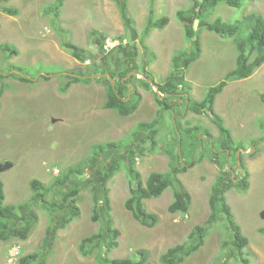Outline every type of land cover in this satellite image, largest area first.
Instances as JSON below:
<instances>
[{
  "label": "rangeland",
  "instance_id": "obj_1",
  "mask_svg": "<svg viewBox=\"0 0 264 264\" xmlns=\"http://www.w3.org/2000/svg\"><path fill=\"white\" fill-rule=\"evenodd\" d=\"M53 1L0 2V45L10 43L19 52L17 55L5 52L0 46V70L5 73L16 70L37 80L35 84L24 83L9 76L5 79L8 87L1 98L0 164L6 161L13 164L0 171L6 203L32 201L34 214L25 221L31 226L27 239L14 237L1 241L0 264H12L10 249L14 246L20 249L19 257L41 252L39 262L32 264H99L93 256L85 257L79 250L81 239L97 232L103 225L102 220H92L93 186L96 185L102 192L110 159L114 155L122 162L126 160L122 151L132 140L127 134L129 130L137 122L149 121L156 116L157 102L153 88L148 81L138 78L140 76L131 77L142 95L141 104L133 114L124 115L104 107L108 97L105 79L91 77L89 83H74L76 85L70 87L67 93H61L60 84L70 82L64 74L79 70L84 72L95 66L115 72L135 70L141 76L146 74L161 83L171 72L173 54L181 49L193 48L185 39L183 25L176 15L179 9L190 7L192 0H155L153 3L150 0H120V3L115 0H65L59 16L54 10L47 11L48 4ZM124 3L127 8L122 7ZM2 5L17 7L19 15L4 13ZM151 7L154 18L168 16L169 22L162 29L149 30L145 36ZM250 10L264 16V0H248L242 10L226 3L220 4L208 19L213 21L222 17L235 22L243 16V12ZM63 29L67 32L64 33ZM198 31L202 55L189 69L179 73L177 81L183 92H189L190 98L200 101L208 89L217 85L235 66L236 50L231 37L204 28ZM64 35L82 48L84 62L61 46ZM107 40L119 41L121 45L106 54L104 44ZM44 74L51 75V80L39 78ZM263 94L264 64L251 76L230 82L215 99V110L231 129L236 144L240 145L238 152L244 151L245 168L250 171L247 192L242 191L237 180L235 185H231V177L239 172L238 166L233 165V157L230 158L233 171L229 164L219 169L207 146L203 160L180 174L192 195L189 212L168 211L173 199V189L168 188L160 197L145 201L147 208L160 216L157 225L147 227L126 209L129 178L124 171H119L106 184L110 191L114 226L121 231L120 245L111 252V257H135L138 249L145 248L151 253L150 263L161 264L160 255L168 247L185 240L193 226L206 221L210 213L208 199L211 186L221 174L223 186H229L226 193L228 202L249 238V245L244 251L251 260L250 264H264V232L260 231L264 228ZM172 100L179 104L180 112H184L178 117L184 126L199 125L213 138L219 134L208 113L197 114L186 110V94L177 95ZM175 132L173 118L166 113L154 148L147 141L146 131L134 136L135 144L147 147L146 155L137 161L144 177L152 171L165 172L169 169V156L162 151ZM119 138H124L127 144L108 150L85 173L73 175L68 181V184L83 188L76 199L80 213L66 225H61L73 208L70 204L67 208L58 205L65 187L54 186L56 178L80 160V163L84 161L87 164L86 158L90 157L93 144ZM34 178L46 188L52 186L41 189L44 191V202L32 199L35 193L31 182ZM22 223L13 220L11 226ZM231 232L225 219L214 224L204 246L181 264H239L237 257L240 251L235 246L228 250L221 247L224 240L230 239Z\"/></svg>",
  "mask_w": 264,
  "mask_h": 264
},
{
  "label": "trees",
  "instance_id": "obj_2",
  "mask_svg": "<svg viewBox=\"0 0 264 264\" xmlns=\"http://www.w3.org/2000/svg\"><path fill=\"white\" fill-rule=\"evenodd\" d=\"M9 1L10 0H0V2L4 3ZM115 1L120 3V0ZM150 1L153 3L155 0ZM247 1L248 0H192L193 3L190 7L179 9L176 12L178 20L183 25L185 39L193 48L190 50L187 48L181 49L173 54L171 58L172 69L170 74L164 82L156 83L161 94L153 91L158 105L156 116L149 121L138 122L129 132V140L141 131L148 132L151 145L155 147L159 128L166 120V113H169L171 118L175 117V124L173 121V125L176 127V132L169 143L164 146V151H162L169 156V169L165 172L152 171L144 178L137 168V157L145 155L147 151L144 146L138 148H125L127 160L124 163L118 156H113L110 159L102 182V196L99 195L98 187L96 185L93 186L94 212L92 214V220H102L103 225L97 232L81 239L79 250L83 256H93L99 264H152L150 263L151 253L145 248L138 249L135 252V257L110 256L111 252L119 246L121 231L114 226V220L111 214V198L109 196V188L106 184L117 171L123 167L129 176V196L125 201V207L131 211L136 220L147 227H154L159 222L160 216L157 212L147 208L145 200L160 197L164 191L170 187L173 188L174 192L173 199L168 205V211L170 213L183 214L189 212L192 204V196L180 179L179 174L188 171L198 162L202 161L203 153L207 146L213 154L214 161L219 169H222L227 163L228 157H233L234 165L237 164L239 159L241 160V165L238 167L239 172L230 180L231 185H234V182L238 180V185L241 186L242 191L247 192L250 186V172L245 168L243 154L241 153L240 156L237 155L240 145L236 144V140L229 127L225 125L223 118L215 112L214 104L216 96L224 90L228 83L251 76L264 63V16L256 10H250L244 12L243 16L235 22L227 21L222 17H216L213 21L208 19L209 16L215 13L216 7L221 3H227L231 6L243 9ZM63 4L64 0H55L48 4L47 11L54 10L55 15L59 16ZM122 7L127 8V4L124 3ZM1 10L13 16H17L20 13L17 7L9 5H2ZM150 11V21L144 31L145 36L148 34L149 30L162 29L169 22L168 16L154 18L153 7L150 8ZM196 24L198 25V29L196 28ZM202 28L222 36L231 37L236 50L235 66L227 71L224 78L217 85L210 87L206 96L201 101L188 98L187 110H191L197 114L207 112L216 123L219 136L216 140H213L214 143L212 144L209 140L211 137L209 139L204 137L205 134L209 135V132L204 131L201 126L194 125L185 127L179 121L178 117L182 115L180 106L177 102L172 100L173 97L185 93L181 88V84L177 81L179 73L189 69L190 66L201 57L202 43L198 30H202ZM63 30L64 33L67 32V30ZM0 46L5 52L16 55L19 53L17 48L10 43H1ZM61 46L69 49L71 54L80 61H85L82 48L65 35L64 39L61 38ZM99 73L109 74V76L99 78L107 81L108 97L104 103V107L116 109L119 113L124 115H131L136 112L141 104L142 95L137 88H133L130 94L129 83H131L132 77L125 78L128 72H115L112 69L100 70L98 67L94 66L87 68L84 72L79 70L74 75L66 74L65 77L68 78L70 82L68 84H61L59 89L62 93H66L72 83L90 82L92 78L85 76L86 74L92 75ZM9 76L18 78L25 83H36L33 78L20 72L5 73L0 70V111L2 107L1 98L8 87L5 79ZM42 77L44 79H49V76L46 75ZM121 146H125V141L117 140L93 144L91 155L89 158H86L87 164H85L84 161L80 163V160L56 178L55 184L53 185L60 188L65 187V190L61 192L63 197L58 205L61 208H67V204H70L73 208L68 219L61 225H66L80 213V209L76 204V199L83 188L81 185L68 184V181L73 175L85 173V171L92 167L95 161L99 160L100 156L105 154L109 149ZM201 146H203V148L198 151ZM196 153H198L197 156H195ZM31 185L35 193L32 199H42V202H44V191L42 190L50 189L52 186L46 188L40 180L36 178L32 180ZM228 187L229 186H223V176L219 174L211 186L208 200L210 213L206 221L193 226L185 240L168 247L160 255L159 260L161 264L183 263L187 258L198 252L204 246L211 227L223 219L227 221L228 227L232 232L230 239L222 242V249L228 250L229 247L235 246L240 251V255L237 257L239 264L251 263L250 258L244 251L249 245V238L244 234L227 200L226 192L229 189ZM31 206L32 201H23L19 204L6 203L4 182L0 178V242L14 237L22 240L28 238L31 232V226L25 224V221L34 214V210L31 209ZM13 220L23 223L16 227H12L11 224ZM260 231L264 232V228H261ZM40 255L41 252L25 254L20 257L18 264L39 262ZM214 264L220 263L216 262ZM225 264L228 263L226 262Z\"/></svg>",
  "mask_w": 264,
  "mask_h": 264
},
{
  "label": "clouds",
  "instance_id": "obj_3",
  "mask_svg": "<svg viewBox=\"0 0 264 264\" xmlns=\"http://www.w3.org/2000/svg\"><path fill=\"white\" fill-rule=\"evenodd\" d=\"M65 1V0H64ZM221 4H223V3H221ZM227 4V3H226ZM229 5V4H228ZM218 6H220V4L218 5ZM218 6L216 7V9L218 8ZM231 6V5H230ZM216 9H215V11H216ZM241 10H242V8H241ZM244 13V12H243ZM224 19V18H223ZM228 21V20H227ZM222 36V35H221ZM231 40L233 41V39L231 38ZM112 42V43H114L115 45L111 48V49H109V50H106V48H105V44L107 43V42ZM106 43L104 44V52L107 54L108 52H110V51H112V50H114L116 47H118L119 45H121V43L119 42V41H114V40H107L106 41ZM202 43V42H201ZM234 46H235V44H234ZM202 55V54H201ZM235 56H236V54H235ZM76 58V57H75ZM77 59V58H76ZM79 60V59H78ZM82 62H84V61H82ZM264 64V63H263ZM262 64V65H263ZM260 68V67H259ZM11 71V70H10ZM132 71H134L135 73H139L138 71H135V70H132ZM132 71H130V72H128V74L129 73H131ZM13 72H17L16 70L15 71H12L11 73H13ZM71 72V71H70ZM7 73H9V72H7ZM74 73V72H73ZM72 73V74H73ZM135 73H133L132 75L133 76H135L136 77V74ZM67 74H70V73H67ZM74 74H76V73H74ZM73 74V75H74ZM99 74H104V75H102V76H95V75H97V74H92V75H85V76H87V77H98V79L99 78H101V77H104V76H109V74L108 73H99ZM128 74H127V76H128ZM45 75V74H44ZM44 75H42V76H44ZM66 74H64V76H65ZM131 75V76H132ZM42 76H39V78L41 77V78H43ZM46 76H48V75H46ZM125 77V78H130V77ZM145 76L147 77V78H150V79H152L153 81H154V83H155V85H156V83H159V82H157L156 80H154L152 77H149V76H147L146 74H145ZM138 78H141V80H144V81H148L147 79H144V78H142V77H138ZM245 79V78H244ZM46 80H51V75H49V79H46ZM241 80V79H240ZM21 81V80H20ZM35 81H37V80H35ZM235 81V80H234ZM112 82H113V80H112ZM149 82V81H148ZM25 83V82H24ZM78 83H80V82H78ZM82 83H89V82H82ZM33 84H35V83H33ZM62 84V83H61ZM60 84V85H61ZM74 83H72V85H73ZM130 84V94H131V91H132V89L133 88H135V86H134V84L132 83V81H131V83H129ZM149 84H150V86H152L151 85V83L149 82ZM229 84V83H228ZM63 85V84H62ZM72 85H70V87L72 86ZM131 85L133 86L132 88H131ZM157 86V85H156ZM70 87H69V89H70ZM152 88H153V86H152ZM68 89V90H69ZM159 89V88H158ZM225 89V88H224ZM153 91H155L154 90V88L152 89ZM160 91V90H159ZM61 92V91H60ZM68 92V91H67ZM66 92V93H67ZM156 92V91H155ZM62 93V92H61ZM158 93V92H157ZM189 92H185V93H183V94H186V97H187V104H188V98H190L189 97V94H188ZM159 94H161V92L159 93ZM181 95V94H180ZM264 95V94H263ZM262 96V95H261ZM3 97V96H2ZM174 98V97H173ZM190 99H192V98H190ZM192 100H194V99H192ZM197 101V100H196ZM201 101V100H200ZM2 102V101H1ZM106 109H108V108H106ZM157 109H158V105H157ZM214 109H215V104H214ZM113 110V109H112ZM114 110H116V109H114ZM186 110H187V106H186ZM137 111V110H136ZM189 111H191V110H189ZM185 112H187V111H185ZM193 112V111H192ZM215 112L217 113V111L215 110ZM195 113V112H194ZM204 113H207V112H204ZM181 114H184V112L183 113H181ZM201 114H203V113H201ZM218 114V113H217ZM219 115V114H218ZM210 116V115H209ZM221 116V115H220ZM211 117V116H210ZM222 117V116H221ZM212 118V117H211ZM223 118V117H222ZM153 119V118H152ZM213 120V119H212ZM224 120V119H223ZM173 121H174V124H175V117L173 118ZM140 122V121H139ZM138 123V122H137ZM136 123V124H137ZM224 123H225V120H224ZM135 124V125H136ZM134 125V126H135ZM225 125H226V123H225ZM133 126V127H134ZM217 126V125H216ZM227 126V125H226ZM132 127V128H133ZM185 127H187V126H185ZM228 127V126H227ZM131 128V129H132ZM130 129V130H131ZM203 129V128H202ZM230 129V128H229ZM130 130H129V132H130ZM204 130V129H203ZM231 130V129H230ZM204 131H207V130H204ZM129 132L127 133L128 135H129ZM142 132V131H141ZM232 132V131H231ZM159 133V132H158ZM147 135H148V132H147ZM158 135V134H157ZM130 136V135H129ZM171 136V135H170ZM219 136V134L215 137V138H213L212 137V135L209 133V135L208 134H205L204 135V137H207L208 139L211 137V139H209L210 140V142H211V144L212 143H214L213 142V140H216L217 139V137ZM134 138L135 137H132L131 139V141L130 142H128V144H127V141L124 139V138H119V139H115V140H109V141H117V140H123V141H125V148L127 149V148H130V147H135V148H138V147H141V146H144V148L147 150V147L144 145V144H140V146L139 145H137V144H135L134 143ZM156 139H157V137H156ZM147 141H149L150 143H151V141H150V139H149V137L147 136ZM106 142H108V141H106ZM99 143H103V142H99ZM157 145V144H156ZM152 146V145H151ZM122 147V146H121ZM115 148V147H114ZM117 148V147H116ZM154 148V147H153ZM203 148V146H201L198 150L200 151L201 149ZM113 149V148H112ZM125 149V150H126ZM110 150V149H109ZM125 150L124 151H122V152H125ZM107 152V151H106ZM146 153H147V151H146ZM146 153H145V155H146ZM243 154L244 153V151L243 150H240L239 152H238V156H240V154ZM104 155V154H103ZM145 155H143V156H145ZM102 156V155H101ZM114 156V155H113ZM143 156H138L137 157V161L141 158V157H143ZM126 160H127V157H126ZM125 160V161H126ZM240 160V159H239ZM239 160H238V162H237V166L239 167L241 164V160H240V162H239ZM125 161H123V163L125 162ZM5 163H11V162H5ZM5 163H1V164H5ZM230 157H228V161H227V163L226 164H229L228 166H230L231 167V169H232V171H233V167H232V165H230ZM12 164V163H11ZM137 164H138V162H137ZM13 165V164H12ZM233 165H234V163H233ZM12 167V166H11ZM168 167H169V165H168ZM137 168H138V165H137ZM6 169H8V168H6ZM6 169H4V170H6ZM139 169V168H138ZM0 171H3V170H0ZM119 171H124L126 174H127V171L124 169V167L123 168H121ZM119 171H117V173L119 172ZM141 172V171H140ZM187 172V171H186ZM186 172H184V173H186ZM250 172V171H249ZM116 173V174H117ZM142 173V172H141ZM184 173H181V174H184ZM115 174V175H116ZM114 175V176H115ZM128 175V174H127ZM143 175V174H142ZM114 176L110 179V180H112L113 178H114ZM144 177V176H143ZM179 177H180V179H181V176H180V174H179ZM234 176H232L231 178H233ZM128 178H129V176H128ZM145 178V177H144ZM182 180V179H181ZM183 181V180H182ZM183 183H184V181H183ZM185 184V183H184ZM236 184V182H234V185ZM237 185H238V180H237ZM171 188V187H170ZM173 189V188H172ZM211 191V190H210ZM228 191V190H227ZM174 192V191H173ZM227 193V192H226ZM99 195L100 196H102V192H99ZM109 196H110V191H109ZM192 196V195H191ZM111 198V197H110ZM209 200V199H208ZM228 200V199H227ZM146 201V200H145ZM209 203V202H208ZM230 204V203H229ZM232 207V206H231ZM128 210V209H127ZM138 221V220H137ZM139 222V221H138ZM157 225V224H156ZM120 237V236H119ZM1 243V242H0ZM119 245H120V242H119ZM119 247V246H118ZM117 247V248H118ZM14 248H16L17 250H18V252H17V254L16 255H12V250L14 249ZM116 249V248H115ZM19 252H20V249H19V247L18 246H14V247H12L11 249H10V262L13 264H18V262H19V259H20V257H19ZM153 264V263H152Z\"/></svg>",
  "mask_w": 264,
  "mask_h": 264
},
{
  "label": "water",
  "instance_id": "obj_4",
  "mask_svg": "<svg viewBox=\"0 0 264 264\" xmlns=\"http://www.w3.org/2000/svg\"><path fill=\"white\" fill-rule=\"evenodd\" d=\"M133 73H135V72L132 71L127 77H130ZM135 74H136L137 76H140V77L144 78V79H147V80L151 83V85L153 86L154 90H155L156 92L160 93L158 87L155 85V83H154V81H153L152 79L147 78L146 76H141L139 73H138V74L135 73ZM102 75H104V74H97V75H95V76H102ZM132 87H133V86L131 85V88H132ZM239 162H240V160H239ZM11 166H12L11 163L0 164V170H4V169H6V168H10Z\"/></svg>",
  "mask_w": 264,
  "mask_h": 264
},
{
  "label": "built area",
  "instance_id": "obj_5",
  "mask_svg": "<svg viewBox=\"0 0 264 264\" xmlns=\"http://www.w3.org/2000/svg\"><path fill=\"white\" fill-rule=\"evenodd\" d=\"M114 45H115L114 43L108 41V42L105 44V48H106V50H109V49H111ZM17 252H18V250H17L16 248H14V249L12 250V255H16Z\"/></svg>",
  "mask_w": 264,
  "mask_h": 264
},
{
  "label": "crops",
  "instance_id": "obj_6",
  "mask_svg": "<svg viewBox=\"0 0 264 264\" xmlns=\"http://www.w3.org/2000/svg\"><path fill=\"white\" fill-rule=\"evenodd\" d=\"M77 84H80V83H77ZM74 85H76V84H73L71 87H74Z\"/></svg>",
  "mask_w": 264,
  "mask_h": 264
}]
</instances>
